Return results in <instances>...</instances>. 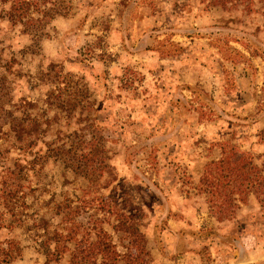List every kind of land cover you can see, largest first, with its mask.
I'll return each mask as SVG.
<instances>
[{"label":"rangeland","instance_id":"obj_1","mask_svg":"<svg viewBox=\"0 0 264 264\" xmlns=\"http://www.w3.org/2000/svg\"><path fill=\"white\" fill-rule=\"evenodd\" d=\"M55 1L30 31L0 16V264H105L76 250L100 226L116 264H223L244 230L264 244V0ZM32 117L15 148L12 119ZM223 153L258 169L219 217L200 177Z\"/></svg>","mask_w":264,"mask_h":264},{"label":"trees","instance_id":"obj_2","mask_svg":"<svg viewBox=\"0 0 264 264\" xmlns=\"http://www.w3.org/2000/svg\"><path fill=\"white\" fill-rule=\"evenodd\" d=\"M5 3H9V5L7 9H2L3 14L0 12V16L8 19L11 24L16 22H24L23 29L25 31H30L32 28H37L38 25L42 24L44 17H52L55 14L66 13V11L63 9L64 7H62L60 3H56L55 0H0V4L3 5ZM34 13L37 14V16L35 15L36 17L34 16ZM24 16L26 17L25 20ZM40 34L41 33H39L36 38L39 37ZM0 66L4 67L5 69L10 67L9 63H1V58ZM5 81V74L4 72L0 71V98L1 96L9 93V91H2ZM10 100L11 97L9 96L7 99L0 100V112L4 111L6 113H10V111H7V109L4 108V104L8 103ZM27 104L35 105L31 102H28ZM18 120L15 123V121L12 119L13 122L9 126V131L12 134V141L14 144L13 146L22 150L30 149L33 146L32 130L37 128V119L32 117L33 124L29 127L24 125L23 120ZM68 151L69 153L72 151V146ZM93 152L95 151L93 150ZM76 155L68 154L67 158L76 162V160L80 157L84 159L86 163L90 164H93L96 160V158H94L91 153L88 152L81 153V155L78 157ZM229 160V155L227 156L223 153L219 159L206 162L203 173L200 177V181L204 183L205 188H207L210 201L215 205V207H217L215 212L219 217L227 216L228 214L233 213L234 208L237 207L236 199H245L244 194L250 191L246 185V181L251 178L248 168L251 167L252 170L258 169L257 166L251 163L249 159L247 160L245 155H239L237 158V165H233V163H231ZM86 163L84 164V167L87 166ZM235 163L237 162L235 161ZM74 164L76 166H80V163L76 162ZM254 174L257 173L255 172ZM102 184H104V186L108 185L107 182H103ZM68 213H65L63 217H65V222L69 223V228L67 229L70 230V233L68 232V234L63 236L61 250L64 248L67 249V242L70 238H73V235L75 234L74 231H76V221L71 222L70 218L67 217ZM111 226L115 230L121 229L125 232L130 231V233L137 232V227L131 223L126 225L125 223L121 222L116 223L115 225L112 224ZM95 235L96 237L94 241H90V244L87 247H78L76 249L77 252H89L96 256L99 254L103 257V259L100 261L101 263H103L102 261H105L107 262L105 264H116L115 259L117 256H120V253L116 250V245L112 240L111 234L100 226L98 227ZM140 236L142 237L141 233ZM81 241L82 240L75 241V244H81ZM56 246H58V244H55V248ZM122 256L128 258L132 262L138 255L133 256L130 253H123ZM89 263L97 264L95 260ZM72 264H84V262L75 260Z\"/></svg>","mask_w":264,"mask_h":264},{"label":"crops","instance_id":"obj_3","mask_svg":"<svg viewBox=\"0 0 264 264\" xmlns=\"http://www.w3.org/2000/svg\"><path fill=\"white\" fill-rule=\"evenodd\" d=\"M238 240L237 257L231 258L223 264H264L263 239L251 231L244 230ZM235 253L236 250L232 252V254Z\"/></svg>","mask_w":264,"mask_h":264}]
</instances>
